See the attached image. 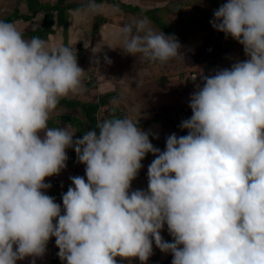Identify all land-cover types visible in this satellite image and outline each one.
Here are the masks:
<instances>
[{"label": "clouds", "instance_id": "clouds-1", "mask_svg": "<svg viewBox=\"0 0 264 264\" xmlns=\"http://www.w3.org/2000/svg\"><path fill=\"white\" fill-rule=\"evenodd\" d=\"M97 7L88 0L86 11ZM213 16L247 59L202 76L180 125L187 135H169L164 151L139 127L141 114L82 138L49 127L60 100L83 91L85 70L72 47L25 39L0 20V264L42 257L52 237L66 264H147L153 244L171 264H264V0H226ZM121 35L128 55L183 60L179 41L145 20ZM68 148L86 179L70 177L61 207L45 180L66 168ZM148 153L147 190H132Z\"/></svg>", "mask_w": 264, "mask_h": 264}, {"label": "crops", "instance_id": "crops-1", "mask_svg": "<svg viewBox=\"0 0 264 264\" xmlns=\"http://www.w3.org/2000/svg\"><path fill=\"white\" fill-rule=\"evenodd\" d=\"M58 1H63L60 4L61 9L41 11L28 19L21 18L30 15L38 5L53 6ZM217 1L222 0L214 2ZM225 2L215 6L212 0H95L97 10L89 12L86 11L88 0H0V20L17 15L19 18L10 23L15 24L25 39L38 36L45 40L50 48L61 45L72 47L76 51L78 65L85 73L90 71L95 76L94 84L83 82V91L80 94H69L60 100L51 114L49 127H67L75 134L74 138H82L84 132L93 129L82 107L97 106L98 117L95 118L96 112L93 114L96 125L97 122L116 118L118 111H122L120 118L133 120L141 114L139 124L144 126L139 127L150 133L149 139L154 147L164 151L169 135H187V130L181 129L180 125L192 115L189 102L198 84L188 81L189 73H205L208 76L209 66L198 69L194 66L189 52L202 45V37L205 36L206 42L209 39L218 48L214 60L219 63L226 62L230 68L231 59L243 49L241 44L231 37H226L210 24L214 18L212 9H218ZM65 4L74 6L63 9ZM178 4L183 5L179 12L177 10V18L181 21L184 17L196 16L197 19L205 18L209 22L207 25L198 21L200 31L186 30L183 31L186 33L184 35L179 31L175 32L174 37L181 45L183 60L176 58L166 64L153 63L144 59L141 54L132 56L122 50L125 46L121 35L122 26L132 25L135 31V23L139 20H145L147 27L154 32L162 31L166 36H172L163 31L157 21L158 16H168L169 9L174 7L171 5ZM205 25L207 27H204ZM208 26L216 32L217 38L210 37ZM206 59L212 62L208 56L201 57L200 62L205 63ZM134 70L136 77L128 80L126 77L133 74ZM127 85V88H123ZM121 89L127 90V94L122 95V99L126 100V110L109 104L118 97ZM106 100H109L108 106L104 103ZM154 159V155L148 153L142 160L143 167L132 181V190H147V170ZM66 165L58 176L60 186L68 190L72 186L70 177L74 176V167L67 162ZM45 183L50 184V177L46 178ZM51 190L52 188L47 189L45 194L51 193ZM56 203L63 207L62 199ZM161 235L165 241L172 242L173 238L166 225ZM58 251L55 238L52 237L42 257H26L24 260H18L17 264H32L33 260L35 264H66L58 257ZM172 258L171 253H163L153 244V255L147 264H171ZM116 260L117 264H141L138 258L117 257Z\"/></svg>", "mask_w": 264, "mask_h": 264}, {"label": "rangeland", "instance_id": "rangeland-1", "mask_svg": "<svg viewBox=\"0 0 264 264\" xmlns=\"http://www.w3.org/2000/svg\"><path fill=\"white\" fill-rule=\"evenodd\" d=\"M205 3V2H204ZM174 6V7H173ZM183 5L181 4H178V5H171V7L173 8H170L169 10V13H168V16H162L161 18L157 15V14H154L156 17L158 16V21L159 22V26L161 27V29L163 31H165L168 35H172L174 36L175 35V32L176 31H179L180 33H182L183 35L186 34L184 33L183 31H190V32H193V31H200V27L197 25V22L198 21H202L203 23L205 24H209L208 22V19H197L196 16H192V17H184L183 20L181 21L180 19L177 18V10L179 12V9L182 7ZM216 9H212V12L211 13H214ZM176 12V13H174ZM167 15V14H166ZM207 24V25H208ZM207 25H205L204 27H207ZM208 28H210L208 26ZM207 28V29H208ZM206 29V30H207ZM204 30V32L206 31ZM216 32L212 33L210 36H212V38H217L218 36L215 34ZM218 52V48L216 45H213L210 40L208 39V42H206V37L203 36L202 37V45H198V48H196L195 51H191L189 52V55L191 56L192 58V62L194 63V66H196L198 69H202L204 66H209V69L207 70V73H208V76L210 75H213L215 74L216 71L218 70H222V69H227L229 68L227 63L226 62H221L222 63H225V65H221L222 63H219L218 61H215L214 60V57L216 56L215 54H217ZM205 56H208L212 62L209 60V59H206L207 61H205V63H202L200 62V58L201 57H205ZM244 57L245 56V53H244V49H242V51H240V53L238 52V54H235L234 57L231 59V64H233L234 62H237V61H244L246 60ZM231 68V67H230ZM131 69V68H130ZM133 70V69H131ZM136 77V73H135V70H134V73L131 74V75H128L126 78H128V80L131 78L134 79ZM197 85H200L202 86V84L198 83L196 84ZM129 85L123 87V88H127ZM121 88V87H120ZM127 94V90H123L121 89V91H119V94H118V97L116 99H113L112 102L110 101L109 104H112L113 106H120L121 109H125L126 110V100L122 99V95L124 94ZM109 100H106L104 103L105 105L108 103ZM108 106V104H107ZM122 112V111H121ZM120 111H118L116 114H115V117L116 118H120L122 117V114H121ZM154 115V114H152ZM156 116V115H154ZM137 117V115H136Z\"/></svg>", "mask_w": 264, "mask_h": 264}, {"label": "built area", "instance_id": "built-area-1", "mask_svg": "<svg viewBox=\"0 0 264 264\" xmlns=\"http://www.w3.org/2000/svg\"><path fill=\"white\" fill-rule=\"evenodd\" d=\"M202 76H206L205 73L197 74L195 72L189 73L187 79L191 83H202ZM196 77V80L193 81L192 79ZM83 82L85 83H95V76L90 72L87 71L83 76ZM97 112L95 113V118H97ZM99 122H97L98 124ZM68 160L66 161L68 164L74 167V176H85V165L78 162L77 155L73 148H68L66 150ZM73 176V177H74ZM50 184H51V193H47V195L53 197L55 199V202H58L62 199V196L64 193L67 192V190L63 189L60 186V179L58 175H54L50 177Z\"/></svg>", "mask_w": 264, "mask_h": 264}, {"label": "trees", "instance_id": "trees-1", "mask_svg": "<svg viewBox=\"0 0 264 264\" xmlns=\"http://www.w3.org/2000/svg\"><path fill=\"white\" fill-rule=\"evenodd\" d=\"M213 1V4L216 6V5H219L222 1H226V0H222V1H217L214 2L215 0H212ZM63 1H58L56 5H53V6H50V5H47V4H43V5H38L32 12L30 15H27V16H23L21 18L23 19H28V18H31L33 17L34 15H36L37 13L41 12V11H44V12H49V11H53V10H58V9H61L60 7V4L62 3ZM74 5H71V4H65L63 6V9L64 8H72ZM19 18V16H15V17H9V18H6L4 19L3 21L5 22H11L12 20H15ZM96 31V29H94V32ZM212 33H214V30L212 28H208V34L211 35ZM211 37V36H210ZM213 43H216L214 40H212ZM84 108V111L86 112V116L89 118L90 122L92 123L93 125V128L96 127V124H95V119L93 117V114L97 111V106H90V107H82ZM140 127L144 126V124H139Z\"/></svg>", "mask_w": 264, "mask_h": 264}]
</instances>
